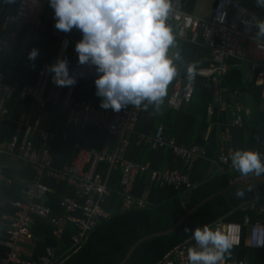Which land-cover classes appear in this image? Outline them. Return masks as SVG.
<instances>
[{"label": "trees", "instance_id": "1", "mask_svg": "<svg viewBox=\"0 0 264 264\" xmlns=\"http://www.w3.org/2000/svg\"><path fill=\"white\" fill-rule=\"evenodd\" d=\"M182 1L183 11L191 14L197 0ZM19 2L20 0L7 2L1 9L0 0V41L8 37L11 39L6 52L4 54L0 52V70L6 83L17 82L21 89L23 85L36 81L44 64H55L63 38L79 42L82 34L76 29L69 33L56 30L54 11L50 5L41 18L39 29L18 27L14 16ZM231 2L232 7L242 6L253 15V36L257 38L258 29L255 27V21L264 20V7L257 6L256 0ZM258 39L264 41V37ZM175 42L179 45L177 52L179 59L175 60L177 74L188 81V65L195 63L197 68L208 66V52L196 44L176 40ZM33 48L38 50V56L34 61L28 58ZM63 59L68 61L70 75H78L80 70L78 54L74 57L71 50L67 49ZM245 66L239 68L229 66L221 77V84L230 94L235 92V101L244 106L241 127L230 126L229 112L218 111V106L212 104L211 92L203 85V78L197 75L192 81L194 88L192 99L179 111L167 107L166 96L159 107L147 102L141 111L135 129L137 134L152 137L157 127L161 125L165 140L173 139L177 145L184 148L192 145L205 147V157L197 160L190 172V184L193 187L159 188L151 181V173L175 168L182 170V162L172 154L170 148L152 149L149 144L136 147L132 137L126 157L138 164L149 163L148 170L137 175L131 192L134 200H143V206L126 207L123 204V199L118 195L119 171H111L108 181L110 196L103 205L110 217L99 223L89 234L87 241L77 250H70L71 236L75 233L72 226H66L62 237L57 240L52 236V226L48 220L37 218L32 227L33 245L22 250L23 256L37 260L46 256L50 250L57 258L56 264H118L139 239L168 230L185 214V209L190 210L211 197L214 198L194 210L175 231L140 243L124 264H158L177 245L192 239L191 231L185 233L186 227L194 231L197 227L210 226L221 219L241 223L243 213L237 208L249 202L253 198V193L239 186L231 188L232 183L242 175L235 169L221 171L217 157L221 147L219 134L226 128L229 129L231 141L225 144V148L236 147L238 150L258 152L252 136L257 134L264 139V105L261 90L259 86L254 85L250 77H247ZM97 75L94 71L89 79L77 77L74 100L88 97L97 105L101 103L102 98L95 94L94 81ZM226 100H230V96H227ZM209 104L213 105L214 110L212 116L207 117L206 107ZM245 110L248 114H245ZM6 111L7 118L0 121V142L7 143L12 139L16 134L17 123L26 121L34 124L40 120V131L54 135V139L48 143L37 141V146L47 145L55 167H62L70 162L75 144H82L98 151H102L107 144L108 136L105 131L93 127L82 128L79 123L66 127L67 116L61 113L59 108L48 106L41 109L31 98L20 100L17 93L11 98ZM33 139L36 141V137ZM9 160L11 163H8L7 173L12 183H0V241L7 238V222L3 220V216L13 215L15 209L11 202L22 199V190L25 188L22 179L29 181L35 175V170L31 166L17 167L16 160ZM261 176L264 177V174ZM42 182L52 189V192L43 198L42 204L50 208L51 217L62 215L64 213L62 200L65 197H72V193L64 183L55 182L54 179L47 177L43 178ZM238 189L244 191L242 198L236 196ZM255 193L264 196V185L257 187ZM251 218L255 219L252 213ZM231 252H234L239 260H248L249 264H264V249H252L244 241L239 248ZM5 253L6 250L0 247V264Z\"/></svg>", "mask_w": 264, "mask_h": 264}, {"label": "built area", "instance_id": "2", "mask_svg": "<svg viewBox=\"0 0 264 264\" xmlns=\"http://www.w3.org/2000/svg\"><path fill=\"white\" fill-rule=\"evenodd\" d=\"M6 3L7 0H2L1 9ZM172 4L173 10L167 24L175 30V33L172 32L174 37L199 45L208 52L209 65L197 68V76L203 78V85L211 92L212 104L218 106V111L229 112L230 126L241 127L244 106L235 101V92L230 94L221 84V77L229 66L239 68L246 65L254 85L259 86L261 90L264 104V41L253 36V15L242 6L232 7L231 0H216L209 18H200L184 12L182 0H172ZM48 5V0H20L14 21L18 27L26 26L30 30H37ZM7 21L8 18L5 22ZM10 40L8 37L0 41L2 54L9 48ZM76 43L77 41L63 38L55 63L58 59L64 58L67 49L71 50L74 57L77 56ZM168 55L173 59L169 51ZM173 62L175 65V60ZM48 66L51 65L44 64L36 81L23 85L21 89L17 82L6 83L0 70V121L7 118L6 107L17 93L20 100L31 98L41 109L48 106L59 108L61 113L67 116L66 127L79 123L82 128H97L107 133L108 140L102 151L75 144L70 162L62 167L53 165L46 144L37 146V141L48 143L54 139V135L40 131V120L34 124L26 121L17 123L16 134L12 139L7 143L0 142V183H12V179L8 177L9 164L5 162L6 159L16 160L17 167L29 165L35 170V175L29 181L22 179V183L25 184L22 199L11 202L15 209L14 214L3 216V220L7 222V238L0 241V247L6 250L5 257L1 259L2 264H56L57 258L50 250L46 256L37 260L27 259L22 254V245L32 239V227L37 218L48 220L52 226V236L57 240L62 237L66 226H72L75 233L71 236L70 250H77L87 241L89 234L99 223L110 217L103 205L110 196L108 181L111 171H119L118 195L123 199V204L126 207H142L143 200H134L131 192L137 175L147 171L149 163L138 164L126 157L132 137L136 147L141 144H149L152 149L168 147L182 162V170L175 168L151 173V181L159 188L193 187L190 184L192 167L197 160L206 155L204 146L192 145L184 148L177 145L173 139L165 140L161 125L157 127L152 137L137 134L136 125L147 101L139 107L129 104L122 107L119 112H114L111 108L103 109L100 103L97 105L88 97L76 101L73 99L76 84L70 87L53 86L51 79L53 73L47 71ZM94 71V66L80 65L79 73L74 77L76 81L77 77L89 79ZM193 90L192 81H185L182 77L176 76L168 85L167 107L179 111L189 104ZM227 96H230L228 101ZM212 104L206 107L207 117L213 114ZM245 114H248L247 110ZM219 138L221 147L217 162L221 165L220 169L233 170L230 157L238 148H225V144L231 141L229 129L222 130ZM252 139L258 148V152H255L259 153L264 163V139L257 134H254ZM47 177L54 179L55 182L64 183L72 193V197H65L62 200L64 213L58 217H51L50 208L42 204L43 198L52 192V189L42 182V179ZM252 177L240 176L234 183L252 185ZM239 210L243 213L242 223L221 219L210 227L229 236L232 242L231 249L239 248L242 241L252 249H264V196L255 193L249 202L240 205ZM251 213L259 218L252 221ZM195 246L193 239L184 241L167 253L158 264H189L188 249ZM222 264L247 262L239 260L234 254H226Z\"/></svg>", "mask_w": 264, "mask_h": 264}, {"label": "clouds", "instance_id": "3", "mask_svg": "<svg viewBox=\"0 0 264 264\" xmlns=\"http://www.w3.org/2000/svg\"><path fill=\"white\" fill-rule=\"evenodd\" d=\"M12 3L14 0H7ZM54 11V27L69 33L81 32L76 43L79 65L94 66L98 74L94 83L100 107L119 112L129 104L141 106L144 101L159 107L167 95L168 85L177 76V69L168 51L175 37L167 24L173 10L172 0H48ZM264 7V0H256ZM247 23V22H245ZM257 38L264 37V20H256ZM38 50L33 48L29 60H35ZM179 59V53H176ZM67 59L47 67L57 87H70L76 78L69 73ZM203 71V70H200ZM196 64L187 67V78L194 81ZM232 167L242 176L260 177L264 163L259 153L236 150L231 154ZM250 190V189H249ZM242 198L244 191L238 189ZM191 231L195 247L189 248V264H222L230 254L232 242L228 235L204 225Z\"/></svg>", "mask_w": 264, "mask_h": 264}, {"label": "crops", "instance_id": "4", "mask_svg": "<svg viewBox=\"0 0 264 264\" xmlns=\"http://www.w3.org/2000/svg\"><path fill=\"white\" fill-rule=\"evenodd\" d=\"M215 1H216V0H197V1H196V5H195L194 9L192 10V13H191V14L188 13V14L193 15V16H196V17H200V18H209L210 15H211L212 8H213V6H214ZM182 10H183V9H182ZM184 12H185V11H184ZM186 13H187V12H186ZM172 32L175 33V30H173ZM175 40H176V41H181V42H182V40H179V39H177L176 37H175ZM183 42H185V41H183ZM197 46H199V45H197ZM199 47H200V46H199ZM178 50H179V45L177 44V42H174V46L170 47V49H169V53H171V55H173V60H176V53L178 52ZM205 58H206V57H205ZM175 67H176V69H177L176 61H175ZM245 67H246V66H245ZM177 76H180V75L177 74ZM180 77H182V76H180ZM247 77H248V78L250 77L249 73H247ZM182 78H183V77H182ZM263 105H264V104H263ZM5 162H7V163H9V164L11 163V161H10L9 159H6ZM260 177H262V176H260ZM255 178H256L255 176H253V177L251 178V184H252V185H248V186L243 185V186H239V187H241V188H243V189H246V190H249V189H250V191H252V193H253V195H254L255 192H256V190H257V187H259V186H261V185H264V183L256 184L255 181H254ZM233 183H234V182H233ZM233 183H232V184H233ZM237 187H238V186H237ZM239 208H240V207H239ZM239 208H237V210H239ZM239 211H240V210H239ZM253 215L255 216V219H254V220H256L257 218H259L257 215H255V214H253ZM250 217H251V214H250ZM242 220H243V218H242ZM251 220H252V218H251ZM254 220H252V221H254ZM236 223H237V222H236ZM241 223H242V222H241ZM32 245H33L32 240H28V241H26L25 243H23V245H22V250H25V249H27L28 247H30V246H32ZM231 251H234V249H230V255H232V254L235 255V253H234V252H231ZM23 255H24V254H23ZM243 261H246L247 264H249L248 260H243Z\"/></svg>", "mask_w": 264, "mask_h": 264}, {"label": "water", "instance_id": "5", "mask_svg": "<svg viewBox=\"0 0 264 264\" xmlns=\"http://www.w3.org/2000/svg\"><path fill=\"white\" fill-rule=\"evenodd\" d=\"M53 86H55V84L53 83ZM254 181H255V183L256 184H260V183H264V177H256L255 179H254ZM243 184L244 183H242V182H238V183H233L232 185H231V188H235V187H237V186H243ZM214 197H211V198H209V199H213ZM208 198H206V199H204L203 201H201L199 204H197L196 206H194L192 209H190V210H186L185 209V214L175 223V224H173L168 230H166V231H163V232H159V233H155V234H152V235H149V236H146V237H143V238H141V239H139L137 242H135V244H133L131 247H130V249H129V251L127 252V254H126V256L123 258V260H121L118 264H124L125 262H126V260L131 256V254L133 253V251L136 249V247L140 244V243H142V242H144V241H146V240H148V239H151V238H153V237H159V236H166V235H168L169 233H171V232H173V231H175L178 227H179V225L185 220V218L186 217H188L194 210H196L200 205H202L203 203H206L208 200H209Z\"/></svg>", "mask_w": 264, "mask_h": 264}, {"label": "rangeland", "instance_id": "6", "mask_svg": "<svg viewBox=\"0 0 264 264\" xmlns=\"http://www.w3.org/2000/svg\"><path fill=\"white\" fill-rule=\"evenodd\" d=\"M169 54L171 55V53H169ZM172 57H173V55H172ZM244 71H245L246 73H248L247 66H246V67H244Z\"/></svg>", "mask_w": 264, "mask_h": 264}]
</instances>
